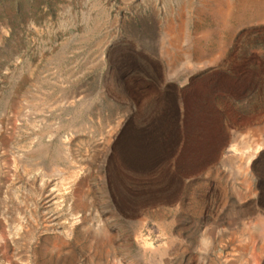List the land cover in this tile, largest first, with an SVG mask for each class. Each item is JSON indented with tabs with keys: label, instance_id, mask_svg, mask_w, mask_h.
Instances as JSON below:
<instances>
[{
	"label": "rangeland",
	"instance_id": "1",
	"mask_svg": "<svg viewBox=\"0 0 264 264\" xmlns=\"http://www.w3.org/2000/svg\"><path fill=\"white\" fill-rule=\"evenodd\" d=\"M0 264H264V0H0Z\"/></svg>",
	"mask_w": 264,
	"mask_h": 264
},
{
	"label": "crops",
	"instance_id": "2",
	"mask_svg": "<svg viewBox=\"0 0 264 264\" xmlns=\"http://www.w3.org/2000/svg\"><path fill=\"white\" fill-rule=\"evenodd\" d=\"M224 161H235L234 155L233 154H227L224 157ZM237 160V159H236ZM208 158L206 159V161H203L202 159L197 160V159H193L192 160V165H191V174L190 175H195L197 176L199 172H201V174H203V172L208 171Z\"/></svg>",
	"mask_w": 264,
	"mask_h": 264
}]
</instances>
